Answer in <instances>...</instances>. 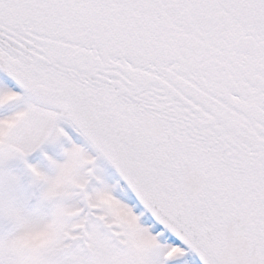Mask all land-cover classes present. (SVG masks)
<instances>
[{"label": "snow or ice", "instance_id": "1", "mask_svg": "<svg viewBox=\"0 0 264 264\" xmlns=\"http://www.w3.org/2000/svg\"><path fill=\"white\" fill-rule=\"evenodd\" d=\"M0 71L19 86L0 78L10 152L67 138L68 119L97 153L48 157L49 195L71 194L22 215L0 264H44L22 250L34 239L78 241L87 264H221L230 223L245 244L226 264H264V0H0ZM98 156L120 181L97 173Z\"/></svg>", "mask_w": 264, "mask_h": 264}, {"label": "clouds", "instance_id": "2", "mask_svg": "<svg viewBox=\"0 0 264 264\" xmlns=\"http://www.w3.org/2000/svg\"><path fill=\"white\" fill-rule=\"evenodd\" d=\"M145 130L154 134L162 132V125L157 118L150 115L139 117ZM15 128L5 129L0 134V240H3L20 222L22 215L36 213L41 206H51L67 199L71 188L58 185L52 189V175L42 171L43 177L37 176L31 169L27 158H22L9 151V145L14 138ZM184 187L192 192L198 191L204 182L201 172L191 167L181 169ZM47 197V199H45ZM227 241L224 253L219 257L221 264H226L229 258L241 259L244 248V238L236 236L232 223L224 232ZM78 241L71 244L53 247L50 240H31L23 245L25 255L37 258L44 264H87L94 257V251L87 249L77 253Z\"/></svg>", "mask_w": 264, "mask_h": 264}, {"label": "rangeland", "instance_id": "3", "mask_svg": "<svg viewBox=\"0 0 264 264\" xmlns=\"http://www.w3.org/2000/svg\"><path fill=\"white\" fill-rule=\"evenodd\" d=\"M65 131L68 133V137H62L59 140H49L41 146V151L37 156L36 160L31 164L37 165L42 171H45L49 175L54 176L56 169L51 165L48 157L53 160L62 163L66 160L65 149L70 148L73 144L83 147L90 155L96 156V154L83 142H81L76 134L70 127H67ZM96 160L97 173L104 178V180L113 184L118 182L115 176L110 172L105 162Z\"/></svg>", "mask_w": 264, "mask_h": 264}, {"label": "water", "instance_id": "4", "mask_svg": "<svg viewBox=\"0 0 264 264\" xmlns=\"http://www.w3.org/2000/svg\"><path fill=\"white\" fill-rule=\"evenodd\" d=\"M0 74H1L3 77H5L7 80H9V81H10V82H11V83H12V84H13V85L19 90V86H18V85H15V82L12 81L11 78L8 77L6 73L0 71ZM105 159H106V158H105ZM106 160H107V159H106ZM107 161H108V160H107ZM108 162H109V164L112 166V168H113V170H114V172H115L116 177L118 178V180H121L120 175H119V172L117 171V169L114 167V165L111 164L110 161H108Z\"/></svg>", "mask_w": 264, "mask_h": 264}, {"label": "flooded vegetation", "instance_id": "5", "mask_svg": "<svg viewBox=\"0 0 264 264\" xmlns=\"http://www.w3.org/2000/svg\"><path fill=\"white\" fill-rule=\"evenodd\" d=\"M1 78V77H0ZM16 90V89H15ZM60 126L61 127H63L64 129H66L67 127H68V122H67V120L65 119V120H62L61 122H60ZM38 150V149H37ZM36 152V150L34 151V152H32V153H30L29 155H31V154H34ZM28 155V156H29ZM36 160V157L32 160V161H35Z\"/></svg>", "mask_w": 264, "mask_h": 264}]
</instances>
